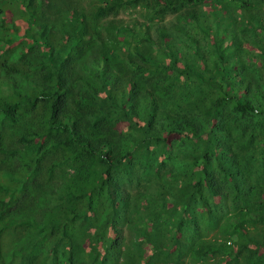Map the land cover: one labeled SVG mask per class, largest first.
Instances as JSON below:
<instances>
[{
	"label": "trees",
	"instance_id": "16d2710c",
	"mask_svg": "<svg viewBox=\"0 0 264 264\" xmlns=\"http://www.w3.org/2000/svg\"><path fill=\"white\" fill-rule=\"evenodd\" d=\"M185 261L264 264V0H0V264Z\"/></svg>",
	"mask_w": 264,
	"mask_h": 264
},
{
	"label": "rangeland",
	"instance_id": "374dc122",
	"mask_svg": "<svg viewBox=\"0 0 264 264\" xmlns=\"http://www.w3.org/2000/svg\"><path fill=\"white\" fill-rule=\"evenodd\" d=\"M121 17H123V18H130L131 17V14H123ZM259 131H261V128H259ZM257 133H255V135H256ZM216 235V233L215 232H213L211 235H210V237H214ZM236 240V239H235ZM149 248V247H148ZM188 263V261H185V264H187Z\"/></svg>",
	"mask_w": 264,
	"mask_h": 264
}]
</instances>
